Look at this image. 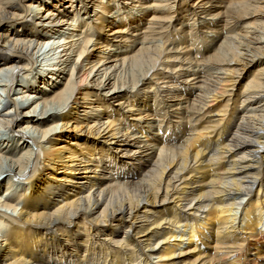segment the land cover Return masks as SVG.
I'll return each mask as SVG.
<instances>
[{"label":"bare ground","instance_id":"obj_1","mask_svg":"<svg viewBox=\"0 0 264 264\" xmlns=\"http://www.w3.org/2000/svg\"><path fill=\"white\" fill-rule=\"evenodd\" d=\"M1 92L0 264H264V0H0Z\"/></svg>","mask_w":264,"mask_h":264},{"label":"rangeland","instance_id":"obj_2","mask_svg":"<svg viewBox=\"0 0 264 264\" xmlns=\"http://www.w3.org/2000/svg\"><path fill=\"white\" fill-rule=\"evenodd\" d=\"M47 49L49 50V47H46V48H45V50H47ZM48 50H47V51H48ZM43 58H44V54H42V55L40 56V60H39V61H40V62H43V61L45 60V59H43ZM45 62H47V61H45ZM45 62H43V63H45ZM47 63H48V62H47ZM46 65H47V64H46ZM0 94H3V93L1 92ZM4 96H5V95L3 94V97H4ZM6 132H7V129H5L4 127L0 128V133H1L2 135L5 134V135H4L5 137H7V133H6ZM5 137H4V138H5ZM4 138H3V139H4Z\"/></svg>","mask_w":264,"mask_h":264}]
</instances>
